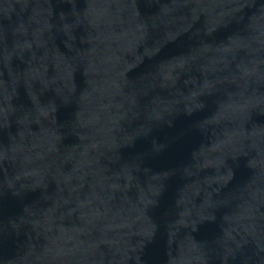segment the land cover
Returning <instances> with one entry per match:
<instances>
[{
	"label": "water",
	"instance_id": "water-1",
	"mask_svg": "<svg viewBox=\"0 0 264 264\" xmlns=\"http://www.w3.org/2000/svg\"><path fill=\"white\" fill-rule=\"evenodd\" d=\"M0 264H264V0H0Z\"/></svg>",
	"mask_w": 264,
	"mask_h": 264
}]
</instances>
